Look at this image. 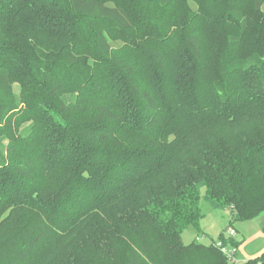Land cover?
I'll return each instance as SVG.
<instances>
[{
	"label": "trees",
	"instance_id": "obj_1",
	"mask_svg": "<svg viewBox=\"0 0 264 264\" xmlns=\"http://www.w3.org/2000/svg\"><path fill=\"white\" fill-rule=\"evenodd\" d=\"M197 2L0 0V264H232L183 233L264 212V0Z\"/></svg>",
	"mask_w": 264,
	"mask_h": 264
},
{
	"label": "rangeland",
	"instance_id": "obj_2",
	"mask_svg": "<svg viewBox=\"0 0 264 264\" xmlns=\"http://www.w3.org/2000/svg\"><path fill=\"white\" fill-rule=\"evenodd\" d=\"M188 1L193 8L197 7L198 0ZM120 44L121 41L114 42L115 46ZM15 89L17 91L20 89L18 83L15 84ZM52 127L56 133L73 136L72 129L66 125H61L57 120H53ZM202 192H204V189ZM201 204L205 217L201 221L200 228L192 226L184 231L183 241L186 244L191 243L197 237L207 244L212 242L218 243L221 241L220 234L222 232H224L227 237H230L231 228H235L239 231V233L234 236L235 240L240 243V247L237 248V257L239 260L262 253L264 250V230H261L262 226H260L264 225L261 223L262 215L251 220H233L234 212L231 209H215L204 199L201 201ZM231 220H233V227L230 224ZM244 239L246 240L244 241Z\"/></svg>",
	"mask_w": 264,
	"mask_h": 264
},
{
	"label": "built area",
	"instance_id": "obj_3",
	"mask_svg": "<svg viewBox=\"0 0 264 264\" xmlns=\"http://www.w3.org/2000/svg\"><path fill=\"white\" fill-rule=\"evenodd\" d=\"M237 235V230L235 228H231L230 230V236H236ZM197 239L201 240L199 237ZM217 246L221 248L223 253L228 257L229 261L232 264H241V260L238 259L237 257V248L236 246H233L232 244H224L222 240L218 243L213 242Z\"/></svg>",
	"mask_w": 264,
	"mask_h": 264
},
{
	"label": "crops",
	"instance_id": "obj_4",
	"mask_svg": "<svg viewBox=\"0 0 264 264\" xmlns=\"http://www.w3.org/2000/svg\"><path fill=\"white\" fill-rule=\"evenodd\" d=\"M262 215V218H261V223L262 224H264V212L261 214ZM260 215V216H261ZM259 217V216H258ZM260 226H262L261 228V230H264V225H260ZM259 226V227H260ZM237 230V229H236ZM239 233V231L237 230V234ZM205 234H207V233H205ZM231 237H233L234 238V236H231ZM243 237H244V235H243ZM245 238V237H244ZM246 239H244V241H245ZM243 245V244H242ZM240 247V246H239ZM264 252V250L262 251V253ZM262 253H259L258 255H252V256H249V257H247V258H245V259H243V260H241V263H243L244 261H246V260H248V259H250V258H253V257H256V256H259V255H261Z\"/></svg>",
	"mask_w": 264,
	"mask_h": 264
}]
</instances>
